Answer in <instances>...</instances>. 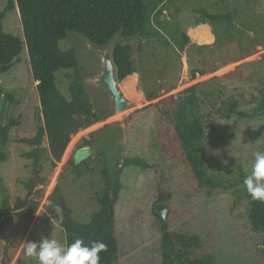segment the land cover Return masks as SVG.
Here are the masks:
<instances>
[{
    "label": "rangeland",
    "instance_id": "1",
    "mask_svg": "<svg viewBox=\"0 0 264 264\" xmlns=\"http://www.w3.org/2000/svg\"><path fill=\"white\" fill-rule=\"evenodd\" d=\"M8 1L0 0V13ZM160 10L162 25L176 26L188 37L183 51H178L165 36L162 41L116 36L104 48H98L67 32L59 43L61 50L75 52L89 100L99 114L107 116L72 135L68 144L70 147L73 143L71 149L65 150L54 165L46 144L40 147L38 166L25 157L32 149L20 144L43 125L37 83L32 80L25 48L12 68L0 75V124L9 120L18 123L9 135L5 161L0 162V206L6 203L11 210L9 220L0 219V264H35L24 255L26 241H38L44 236L65 243L63 215L61 208L52 207L53 199H63L69 217L86 223L98 210L101 164L111 173L122 166L125 158L142 159L149 169L122 168V188L115 205L118 264H158L160 233L154 208L159 203L158 172L165 164L154 145L153 133L159 126L156 105L192 86L206 84L220 90L218 97H201L205 111L218 109L233 90L256 97L253 103H240L239 114L231 115L229 120L212 111L213 126L206 131L204 148L209 173L233 178L234 170L240 168L247 176L254 153L264 152V104L260 100L264 84V0H163ZM201 12L229 13L230 25L196 24ZM3 28L23 38L16 6L3 18ZM117 44L130 46L136 71L134 90L126 88L125 80L116 83L127 104L122 112L114 110L110 93L98 82L105 67L104 57L111 60ZM71 74H56L57 88L66 99ZM6 95L12 97V103L4 100ZM90 140L93 145L87 169L76 177L70 166L72 156ZM174 170L175 181L182 182L178 168ZM171 190L175 191L172 184ZM19 203L22 208H16ZM31 204L36 205L35 210ZM203 204L195 216L197 224H208L216 235V264H264L260 238L249 230L243 205L234 206L230 194Z\"/></svg>",
    "mask_w": 264,
    "mask_h": 264
},
{
    "label": "trees",
    "instance_id": "2",
    "mask_svg": "<svg viewBox=\"0 0 264 264\" xmlns=\"http://www.w3.org/2000/svg\"><path fill=\"white\" fill-rule=\"evenodd\" d=\"M162 3L163 0L8 1L0 13V75L12 68L25 48L32 80L37 83L36 91L43 120V125L38 126L32 136L20 141V144L32 149L25 157L31 159L34 166L40 163L42 145H47L49 159L54 165L61 160L72 135L107 116L99 114L90 102L75 52L59 48L66 33L73 32L89 45L98 48H104L116 36L124 40L145 41H162L165 36L181 52L188 43V37L176 26L166 28L161 24ZM15 6L23 38L11 35L3 28V18ZM200 14L202 15L196 24L230 25L229 13ZM111 62L116 83L136 72L131 49L127 44L115 45ZM61 71L72 73L69 78L68 99L57 88L56 74ZM193 78L195 79L194 75ZM220 95L216 86L198 84L156 105L159 126L153 133L154 145L165 164L158 172L157 201L166 207L165 220L156 215L160 233L158 264H216L213 249L216 235L208 224H197L195 214L201 210L203 203L221 194H230L234 206H244L247 226L259 236L261 256L264 259V203L253 201L247 193L243 183L246 176L240 168L234 170L233 178L211 174L204 158L206 131L213 126L212 111L221 119L229 120L231 115L239 114L237 108L240 103H253L256 97L233 90L218 109L205 111L201 97L205 100L207 96L210 98ZM260 96L261 103L264 104V84ZM4 100L13 102L10 95H6ZM17 125L14 120L0 124V162L5 161L9 135ZM85 145L91 148L93 142L86 141ZM88 162L89 160H85L74 165L72 160V174L81 176L84 169H87ZM129 166L149 169L146 162L139 158H125L122 166H117L111 173L101 164L102 187L97 198L98 210L91 214L86 223H78L69 217L63 199L58 196L53 199L52 207L58 206L64 211L61 227L65 233V243L82 238L86 244L100 241L107 245V250L100 253V264L119 262L115 205L122 188V168ZM174 168H178L177 174L182 182L175 181L177 176ZM171 184L175 191L171 190ZM178 184L179 188H176ZM30 187L32 189V185ZM22 206L19 203L16 208ZM31 206L35 210L36 205ZM10 213L6 203L0 206V219L9 220Z\"/></svg>",
    "mask_w": 264,
    "mask_h": 264
},
{
    "label": "clouds",
    "instance_id": "3",
    "mask_svg": "<svg viewBox=\"0 0 264 264\" xmlns=\"http://www.w3.org/2000/svg\"><path fill=\"white\" fill-rule=\"evenodd\" d=\"M244 186L253 201L264 203V152L254 153L251 171L245 177ZM107 245L100 241L86 244L82 238L63 243L55 238L42 236L38 241L24 242V255L35 264H100V253Z\"/></svg>",
    "mask_w": 264,
    "mask_h": 264
},
{
    "label": "water",
    "instance_id": "4",
    "mask_svg": "<svg viewBox=\"0 0 264 264\" xmlns=\"http://www.w3.org/2000/svg\"><path fill=\"white\" fill-rule=\"evenodd\" d=\"M104 70L102 75L98 78V82L103 84L107 91L110 93L111 98L113 100V108L116 112H122L126 108V101L121 97V93L117 87L115 76H114V68L111 60L106 56L104 57ZM92 154V149L85 145L81 148H78L73 156L72 160L74 165H79L83 161L87 160ZM154 213L159 216L162 220L166 218V207L162 203H157L154 208ZM61 214L63 212L61 210Z\"/></svg>",
    "mask_w": 264,
    "mask_h": 264
},
{
    "label": "bare ground",
    "instance_id": "5",
    "mask_svg": "<svg viewBox=\"0 0 264 264\" xmlns=\"http://www.w3.org/2000/svg\"><path fill=\"white\" fill-rule=\"evenodd\" d=\"M124 80L126 81V86H127L126 88L129 89V90H134V85L136 83L135 77L133 75H131V76L126 77ZM121 114H123V113H121ZM72 144H70V147L68 145V148L66 149V152H67V150L69 151L71 149Z\"/></svg>",
    "mask_w": 264,
    "mask_h": 264
}]
</instances>
